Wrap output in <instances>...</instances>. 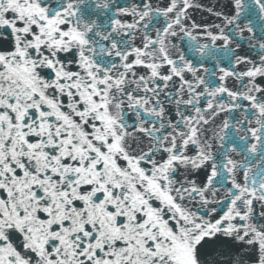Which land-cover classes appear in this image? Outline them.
Wrapping results in <instances>:
<instances>
[{"label": "snow or ice", "instance_id": "6c2138e0", "mask_svg": "<svg viewBox=\"0 0 264 264\" xmlns=\"http://www.w3.org/2000/svg\"><path fill=\"white\" fill-rule=\"evenodd\" d=\"M0 264H264V0H0Z\"/></svg>", "mask_w": 264, "mask_h": 264}]
</instances>
